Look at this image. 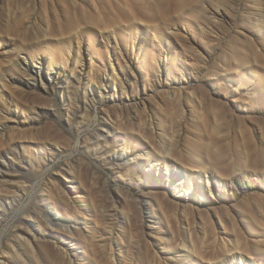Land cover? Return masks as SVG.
Listing matches in <instances>:
<instances>
[{
    "label": "rangeland",
    "instance_id": "374dc122",
    "mask_svg": "<svg viewBox=\"0 0 264 264\" xmlns=\"http://www.w3.org/2000/svg\"><path fill=\"white\" fill-rule=\"evenodd\" d=\"M0 156V264H264V0H0Z\"/></svg>",
    "mask_w": 264,
    "mask_h": 264
},
{
    "label": "bare ground",
    "instance_id": "6f19581e",
    "mask_svg": "<svg viewBox=\"0 0 264 264\" xmlns=\"http://www.w3.org/2000/svg\"><path fill=\"white\" fill-rule=\"evenodd\" d=\"M72 47H74L73 45H71L70 46V49L68 50V54L69 53H72L73 51L71 50V48ZM20 53V52H19ZM76 54H77V59L79 60V59H81L82 58V56H83V49H82V47L79 45L78 46V48H77V52H75ZM18 57V56H17ZM15 60V59H14ZM24 61H25V63H27L28 64V67H30V65L32 64V62L30 63V62H28V58L26 57V58H24ZM30 63V64H29ZM22 64H23V62H21V61H19L18 60V58L16 59V61H15V63H14V66H16V67H21L22 68ZM32 66V65H31ZM42 68H43V63H41V66L39 67V69H37V72H38V74L40 75V76H42ZM42 82H44L43 81V79H42ZM100 137V136H99ZM99 137H98V139H99ZM139 154H138V156H137V158H139L140 160H142V159H144L145 158V152L144 151H141V152H138ZM124 154H126V153H124ZM146 158L148 159V161L150 160V156L148 157V155L146 156ZM7 165H11V163L10 162H8L7 163V159H5V156H0V181L2 180V179H4V178H7L8 177V175L6 174V167H7ZM2 166H5V167H2ZM205 169V168H204ZM204 172H205V178H206V183H207V186H208V189H209V191L211 192V194H214V188H212V185H211V182H210V180L208 179L209 177H211V179L213 178L212 176H213V170L211 169H209V168H207L206 167V169L205 170H203ZM213 171V172H212ZM237 176H238V183H240V184H236L235 186H236V190L237 191H239L240 190V186L241 185H244V183H245V179L246 178H248L247 176V172L246 171H241L240 173H238L237 174ZM2 182V181H1ZM249 182L251 183V181H250V179H249ZM192 183V182H191ZM174 184H175V186H176V189L179 187V181H178V179L176 178V179H174ZM238 185V186H237ZM14 186V185H13ZM189 188H192L191 186H189ZM23 189V186L22 185H15V188H14V190H13V196L12 197H6V198H3L1 195H0V220H2V217L3 216H5V214H6V210H7V208H8V204H14L15 202H18V199H20L22 196H24V193H20V191ZM24 190V189H23ZM190 190V189H189ZM0 192H1V189H0ZM23 192V191H22ZM219 194H220V191H219ZM11 206V205H10ZM56 208V207H55ZM46 223H47V225L50 223L51 225H61L62 227H65V228H67V229H69V227H70V224H68V223H60V222H58L57 220H55L54 218H49V217H46ZM37 238H40V234H39V232H38V229H34L33 228V230H32V236L31 237H29V236H27L26 237V242H27V244H28V246L31 248V249H33L34 248V242H33V240L34 239H37ZM16 247H11V250H12V252L15 254V256H17V258L19 257L20 259H21V253L19 252V250L16 248ZM67 247H65V249H66ZM110 249L112 250V256H113V259L115 258L114 257V251H113V245H112V242H110ZM67 250V249H66ZM186 253H188L189 254V252H186ZM64 255L67 257V256H69V254H68V251H65L64 250ZM240 259H242V257H240ZM22 260V259H21ZM20 260V264H27L25 261H21ZM69 261H70V264H74L73 263V260H72V257H70L69 258ZM113 263L114 264H116L117 262L114 260L113 261ZM3 264H10V262H8V261H4V263ZM240 264H242V263H240Z\"/></svg>",
    "mask_w": 264,
    "mask_h": 264
}]
</instances>
